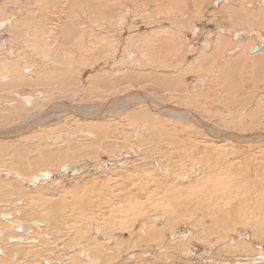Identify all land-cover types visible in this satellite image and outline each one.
Segmentation results:
<instances>
[{
	"label": "rangeland",
	"instance_id": "1",
	"mask_svg": "<svg viewBox=\"0 0 264 264\" xmlns=\"http://www.w3.org/2000/svg\"><path fill=\"white\" fill-rule=\"evenodd\" d=\"M223 1L87 0V3L80 4L78 7V5L72 6L67 0H0V6L1 4L3 5V2H6L1 10H4V13L7 12V16L11 19L10 24L0 29V42H2L0 55L9 56L7 54H9L8 50L10 48L17 52L14 55L18 57L20 64L31 63L34 69L39 71L40 62L43 63V61L37 55L32 54L31 48L25 43L32 37L29 34L32 30H28L29 32L25 34L22 28L17 33L13 26L18 21L21 25L23 24L21 22H28L30 25L31 23L32 25L36 24L42 27L45 36L49 35V39L57 41V33L55 34V32L60 24L67 20V24L71 26L73 31L72 43L75 42V44L72 45L71 50L76 60L74 66L77 69L78 82L80 81L83 84L81 85L82 87L86 86V78L94 70L108 75H118L127 71V65L130 68L132 67L130 70H134L133 66L135 68L149 66L155 70L158 69L157 64H150L142 57V54L150 49L153 52L158 51V45L161 42L169 43L171 40V44H167L168 47H174V49H168L166 46L165 52L167 54L161 69L180 70V79H177V86L164 90L160 84L153 81L139 83L133 88L146 90L145 92H150L151 94L155 92L159 96L166 91L167 93L163 96L169 100V93H171L173 96V99L169 100L171 103H176L175 101H177L178 104L183 105L186 100L191 101L190 110L213 125L219 123L233 131L244 130L250 132L255 130L264 132V115L258 118L245 117L241 121H236L235 117L225 122L221 121L226 114H235L236 110H238V107L234 108L233 102L235 100L238 99L240 103H243L241 105L237 103L239 107L243 106L241 109L243 111L247 107L259 104V102L262 103L261 99H264V80L258 81L255 79V72L261 71V67L258 64L259 60L256 56L251 57L250 55L252 54L246 51L249 43L261 42L260 52L264 53V28L258 24L260 11L264 10V0ZM239 9H244L250 16L246 14L247 16L245 15V20L241 24L233 25L230 15L233 14V10ZM19 19H22V21ZM191 25L199 32L196 31L184 39L185 35H183V32L187 30L186 28L189 31L192 27ZM237 30L244 31L247 39L245 40L246 43L244 42L243 45L241 44L237 48V51L234 50L233 54L227 55L228 50H226L219 55V58L217 57L211 62V65L214 66L209 69H202L201 66L194 65V62L201 60L204 56H209L213 53L215 55L217 35L225 36L228 39L231 38L233 45L237 43L234 40V33ZM28 34L29 36H27ZM20 36L23 37L19 41ZM40 37L43 38L42 35ZM24 38L28 39L23 42ZM178 39H181V41ZM206 40L210 42V46L209 49L202 52L199 46L202 41L205 42ZM128 53H132L130 56L132 60L128 58ZM9 57L11 58V56ZM236 58L240 64L235 68H231L232 74L226 75L228 80H225L224 77V80H220L217 75L220 73L221 65L224 67L225 62ZM207 63L208 61L206 60L204 64ZM124 66H126V70ZM111 67L112 69H110ZM56 69H64V67L60 66ZM238 70L240 71L239 86L234 84V94L228 95L225 86L227 81L233 82L232 76ZM172 80L175 79L172 78ZM37 83L33 80H27L25 84L19 86V89L23 92L31 93L33 90L40 88ZM125 88L128 89L127 84L121 85L119 90L121 89L122 91ZM179 101L182 103H179ZM137 106L138 104L135 105V110L139 109ZM157 116L154 115V118L158 120ZM119 118H121V121L117 123H120L116 129L117 132L127 131L128 129L126 128L130 124L129 121L123 115ZM68 120L66 122L64 118H61L60 125H64V133H72V128L75 130L77 126L74 119ZM260 120H263L262 124H259ZM138 125L141 126L140 123ZM165 127L168 132H171V125L166 124ZM185 127L187 126L177 127L180 140L175 144L173 151H170V155H168V152L162 153L163 156L167 154L165 156L169 157V162L165 159L167 163L162 158V155L159 154L165 148L161 145V151H149L153 154V157H149L147 152L142 151L140 154L136 153L127 164L122 163V165L117 162H103L105 160L104 156H108L105 152L91 157H82V155L87 153L85 149L79 153L80 156L68 160L69 162L78 163L87 160L88 163L84 162L87 165L83 169L84 172L82 170L80 173L71 175L61 169L57 172V169L52 177L54 181L49 179L42 181V185L29 186L31 195L37 196L39 199L33 212L29 213L25 209L24 211L15 209L13 202L5 205L0 200V209H2L0 211V239L3 240L0 244V249L2 250L0 255L4 253L6 257L9 253H17L19 255L16 259L21 261L24 258L23 256L21 258L20 253H24L26 258L22 260L21 264H237L235 259H238L241 264H247L248 258L260 256V261L256 259L253 263L249 261L250 263L248 264H264V144L232 145L231 153L227 155L226 151H224L225 156L228 158L227 166L225 165L226 163L221 165L223 166L222 170L225 171L221 170V173L216 171L212 175L203 163H209L212 160L207 150L211 148L212 150L210 149L209 152L214 157L216 151L213 149L215 147L213 143L220 144L219 142L221 141L211 134L209 136L206 135L207 133L196 125ZM60 130L55 127L52 131H47V134L43 136L42 145L65 144L63 143L64 140H70V144H77L88 140L83 137L86 135L84 133L68 136L67 134L61 135L62 132ZM48 135L50 137L51 135L62 137L51 140L48 139ZM118 138L121 140V137ZM136 141L137 139L133 140L135 144ZM154 144L160 143L155 142ZM77 149L81 150V146ZM225 149L229 150L230 148L225 147ZM57 161L60 162L59 160ZM158 166L169 168L167 174L158 175L156 173ZM183 170L187 174L186 178L181 174L184 172ZM223 172H226V174H223ZM217 175H219V178ZM221 176V180L224 179L225 182L224 180L219 181ZM217 182L219 184L222 182L224 185L222 183L219 185ZM97 184H99V188ZM216 185L217 187H214ZM221 185L226 187L227 191L224 190L225 188H220L222 187ZM105 186L107 190L104 189ZM206 186L207 188H205ZM88 187H91V189L89 190ZM176 188L181 190V195H177L178 193L175 192ZM211 191L214 192L212 193ZM169 192H173L175 199L178 200L177 207L173 208V205L169 204L170 200L174 199L173 196L172 199L169 198L171 196H166ZM214 193L216 197L213 195ZM201 194L202 197L200 196ZM79 196L82 199V205L75 202ZM104 196L109 201L106 204L100 200ZM153 196L156 198H153ZM88 197H91V199ZM135 201L142 203L143 207L137 213V216L131 215L130 218L127 216L129 211L131 212L129 207ZM240 201H243V203ZM240 203L241 205L246 203L249 205L250 212H248V217L250 220H244L236 216L238 214L231 213L233 215H230V220L235 215V221L227 224L228 227H224L226 229L221 231L222 229L220 230L219 225L216 223L218 220H213L212 216L214 215H211L209 211H212L216 206L219 211L222 209L221 211L235 212L241 206ZM127 204L129 206L126 214L123 215V208ZM198 205L200 207H197ZM113 206H116L117 209ZM195 206L198 208L197 210ZM53 208H58L60 212L63 210L64 213H62L65 217L63 224L66 223L62 224L61 228L56 225L58 227V230H55L56 232L53 231L55 226L46 219L44 222L42 218L45 209ZM163 209H168L167 218L166 215L165 219L163 216L158 218L155 214L160 213ZM193 210H195L193 217L181 216L179 219L174 220L173 223L166 222L172 217L171 211H174L173 215H175V211H185L189 214ZM66 211L68 212L66 213ZM89 216L92 217V220L87 221ZM114 216L115 218H113ZM153 216H156L158 221L154 224L157 227L155 231L158 234V239L156 240L145 238V234L148 233L146 226L153 220ZM200 216L204 217V223L202 225L199 224L200 226L194 225L196 226L194 227L193 224L196 223L193 219H199ZM69 218H71L70 221L68 220ZM36 219L40 220L37 224ZM254 222L256 223L255 225L252 224ZM219 223L222 224L221 222ZM142 224L145 225L144 230L141 228ZM97 226L107 228L108 230L105 231V234L110 237L104 240L105 235H100L101 237L95 236L94 232H97V230L94 228ZM140 230H142L141 233H139ZM82 232H84V235H82ZM86 236L96 238V241L99 240V244L104 246L102 251L109 253V256L105 254L100 256L99 254L95 262L87 255L92 259L89 260L84 252H79L78 245L84 246L85 249L90 246L87 244L89 240H87ZM11 237H17L18 240L11 242ZM239 241L246 245L239 243ZM235 244L238 245L236 246ZM244 248L245 250H242ZM143 251L146 252L143 253ZM160 251L162 252L161 254L159 253ZM5 264L8 263L6 262ZM12 264H16V262Z\"/></svg>",
	"mask_w": 264,
	"mask_h": 264
},
{
	"label": "bare ground",
	"instance_id": "2",
	"mask_svg": "<svg viewBox=\"0 0 264 264\" xmlns=\"http://www.w3.org/2000/svg\"><path fill=\"white\" fill-rule=\"evenodd\" d=\"M41 1H43V0H41ZM226 1H228V0H226ZM67 2L70 3L72 6L78 5V7H79L80 4H84L85 2L87 3V0H67ZM5 4H6V2H3V5L1 4V6H0V29L4 28L5 26H7V24H10V22H11V19L7 16V12L4 13V10H1V9H3V6ZM19 6H20V4H19ZM260 12L261 13H260V16L258 17V24L261 25L260 27L264 28V10H262ZM258 13H259V11H258ZM246 14H248V13L244 9L233 10V14L230 15V18L233 22V25L234 24L235 25L241 24V22L243 20H245ZM19 20L22 21V19H19ZM21 23H23V24L21 25L18 21V23L13 26L14 30L18 33L23 28L25 34L27 32H29L30 30H32V32H29V34L32 37L30 36L31 37L30 39L24 38L23 42H25V40L28 39V42H25V43L27 44V46H29L31 48V53L37 55L39 57V59L41 61H43V63L40 62V67H39L40 70L36 71L34 69V66L31 65V63L25 62V63H23V65L20 64L18 57L16 55H14L17 52H15L14 50H12L10 48L8 50L9 54H7V55L11 56V58L9 56L3 55V54L0 55V200L5 205H8L9 203L13 202L15 209H20L23 211L25 209L26 212H29V213L33 212L35 210L36 205H37V200H39V199L37 198V196L31 195V191L29 189V186L42 185V181H44V180L47 181L50 179V180L54 181L52 179V177L56 173L55 171H57V169H58L57 172H59L60 171L59 169H61V170H65L66 172L70 173L71 175L80 173L85 167H87L86 163H88V161L85 160L84 162H86V163H84V162L78 163V162H69L68 160L69 159H75L77 156H80L79 153H81L85 149H86L87 153L82 155V157H91L93 155H97L98 153L105 152L108 156H104L105 160L103 162H112V163L117 162V163L122 165V163L127 164V162L129 160H131L136 153L140 154L142 151L147 152L149 154V157H153V154L149 151L159 152V151H161V146H162L165 148L161 152H159V154L162 155V158L164 160L166 159L168 161L169 157L165 156L167 154H165L163 156L162 153L168 152V155H170L169 154V153H171L170 151H173L175 144L179 142L180 136L177 133V131H178L177 127L178 126L189 127V126L196 125L197 127H200L201 129H203L207 133L206 135L209 136L211 134L215 138H219V141H221V142H219L220 144L213 143L215 146L213 149L216 151L215 156L213 157L211 152H209L211 149L210 148L207 151H208V153H210L212 160L209 163H207V162L203 163L208 168V172L211 173L212 175L214 172L216 173V171H220V173H221V170L223 168V166L221 164L226 163L228 161V158L225 156V153H227V155H228V153H231L232 145H234V144H249V143L250 144L251 143H262V144H264V132H262V131L261 132L255 131V130H253V131L251 130L250 132L244 131V130L233 131V130H230V129L224 127L223 125H221L219 123H217V125H213L211 122L209 123L205 119H202L201 117L195 115L190 110V107L192 105L191 101L186 100L187 103L185 102V104H183V105L178 104L177 101H175L176 103H171V102H169L170 99H173V96L171 93H169L170 94L169 100H167V98L165 96H163L165 93H167L166 91L163 95H160L161 96L160 97L159 95H157L158 93L153 92L154 94L153 93L151 94L150 92H145L146 90L143 91L142 89H139V88H133V87L137 86L139 83L142 84L145 82H153V81H155L157 84H160V86L164 90L172 89V88L177 86V79L178 80L180 79V70L178 68L177 69L179 71L161 69V67L165 63L164 58H166V54H167V52H165L166 46L168 49L169 48L174 49V47H168V44H171V40L169 41V43L167 42L168 44L166 42H161L158 45V51L153 52L150 49L147 52L144 51L145 53L142 54V57L144 59H146L148 62H150V64L151 63L157 64L158 69L155 70L153 68H150L149 66H145L144 68L143 67L142 68H135V66H133L134 70H130V69H132V67L130 68L127 65V71L123 72L122 74H118V75H108L104 72H98V71L94 70V71L90 72V74H88V76L86 78L87 79L86 86L81 87V85H83V84H81L80 81L78 82L77 69L74 66V63L76 60L74 59V56L72 55V50H71L72 45L75 44V42L72 43L73 31L71 29V26H69L67 24V20L62 22L60 24L59 28L55 32V34L57 33V36H56L57 41L49 39L48 37H50V36L47 34H46L47 36H45V33L42 30L41 26H38L34 23H33L34 25H32V23L30 25L28 22H21ZM25 23H27V24H25ZM118 26H120V25H118ZM191 26H192L191 28L189 27L190 28L189 31H188V28H186L187 30L184 32H183V30H185V29L182 30L183 35H185L183 37L184 39L188 35H190V34L192 35L197 31V29L194 28L193 25H191ZM114 28H116V27H114ZM249 31H250V27H249ZM197 32H199V31H197ZM29 34L27 36H29ZM41 35L43 36V38L40 37ZM234 35H235L234 36L235 39L234 38L233 39L236 40L235 42H237L234 45H233V41L230 40L231 38L228 39L225 36L217 35L216 40H215V55L213 53L212 55L204 56L201 60L194 62V65L195 66H201L202 69H209L212 66H214V65H211V62L214 61L215 58H217V57L219 58V55L222 54L223 52H225L226 50H228L227 55L233 54L234 50L237 51V48H239V46L241 44L243 45L244 42L246 43L245 40H247L246 36H245V32L242 30H237L234 33ZM132 36H135V35H132ZM22 37L23 36L19 37V41H20V39H22ZM178 37H179V35H178ZM194 37H196V36H194ZM0 38H1V36H0ZM152 39H154V38H152ZM178 40L181 41V39H178ZM261 40H262V38H261ZM187 41H189V40H187ZM1 43L2 42H0V49H1ZM110 44H111V42H110ZM244 45H246V44H244ZM209 46H210V42H208L206 40L205 42L202 41V43L200 44L199 47L201 48L202 52H205L207 49H209ZM5 47H6V45H5ZM192 47H195V46H192ZM246 51H249V54H252V55H250L251 57L256 56V58L259 60L258 64L261 67V71L255 72V79L258 81L264 80V53L260 52L261 51V42L249 43L248 46L246 47ZM6 53H7V51H6ZM131 55H132V53L131 54L128 53V58L132 60V58L130 57ZM206 60L208 61V63L204 64V62ZM121 62H123V61H121ZM195 63H197V64H195ZM126 64H127V62H126ZM239 64L240 63H239L237 58L236 59H229L227 62H225V65L223 63L224 67H222V65H221L220 73L217 72L218 78L220 80H224V78H225V80H228L226 78V75L227 74L231 75L232 74L231 68H235ZM60 66H63L64 69H56ZM124 67L126 70V66H124ZM110 69H112V67ZM34 74H36V75L33 76ZM169 74H170V76H169ZM232 77H233V82L227 81V84L225 86L228 95L234 94L235 89H234L233 85L234 84L238 85V83L240 81V71L238 70L237 72H235ZM172 78L175 80H172ZM27 80H29V81L33 80L35 82H38L37 86H39L40 88L33 90L31 93L23 92L21 89H19V86H21L22 84H25ZM229 80H231V79H229ZM124 84H127L128 89L125 88V90H122V91H121V89L119 90V87L121 85H124ZM171 86H173V87H171ZM159 94H161V93H159ZM249 96H251V94H249ZM248 99H249V97H248ZM263 100L261 99L262 103L259 102V104L253 105L251 107H247L245 110L241 111L243 106L239 107L237 105V103L238 104L240 103V101H238V99H237L233 102V104H234V108L238 107V110H236L235 114L234 113L226 114L225 116H223V119L221 121L225 122L228 119L233 118V117H235L236 121H241L245 117H251V118L257 117L258 118L260 116H263L264 115ZM180 102L181 101H179V103ZM137 104H138L137 107L139 109L135 110V105H137ZM241 104H243V103H240V105ZM121 115H123V117H125L129 121L130 124L126 128V129H128L127 131H123V132L119 133V132H117L116 129L120 125V123L119 124H117V123L119 121H121V118H119ZM154 115H158L157 116L158 120L156 118H154ZM61 118H64L66 122L69 121L68 119H70V120L74 119L75 120V125H77V126L75 127V130H73V128H72V133H64L65 132L64 131L65 128L63 129L64 125L63 126L60 125ZM139 123L141 126L138 125ZM262 123H263V120H260L259 124H262ZM166 124H169L172 126L171 130H170L171 132L167 131V128L165 127ZM55 127L61 129L60 130L62 132L61 135L67 134L68 136H70V135L76 134V133H80V134L84 133L86 135L83 137L87 138L88 140L83 141V142L80 141L81 143H77V144H70V140H64L63 143H65V144H60V145L45 144V145H42V142L44 141L43 136H45L47 134L46 133L47 131H52L53 129H55ZM187 127H185V128H187ZM263 129H264V125H263ZM117 136L121 137V140H119V138ZM47 137H48V139H51V140L54 139L55 140V139L61 138L62 136L57 137L55 135H51V137H50L48 135ZM136 139H137V141L135 144L133 142V140H136ZM155 142L160 143V144H154ZM80 146H81V150L77 149ZM225 147H229L230 149L227 150L228 148L225 149ZM224 151H226V152L224 153ZM139 154H137V155H139ZM57 160H59L60 162H58ZM166 160H165V162H166ZM177 162H179V161H177ZM173 163H174V161H173ZM181 163H183V162H181ZM179 165L181 166V164H179ZM225 165L227 166V163ZM147 169L149 170V168H147ZM247 169L250 171L249 168H247ZM167 170H169V168H162V167L158 166L156 173L158 175H160V174L164 175V174H167ZM222 171H225V170H222ZM83 172H84V170H83ZM224 173L226 174V172H223V174ZM181 174H182V176L184 175V177L186 178L187 174L185 171L182 172ZM206 174H207V172H206ZM237 175H238V171H237ZM217 176L219 178V175H217ZM223 177L225 178V176H223ZM146 178H147V176H146ZM221 178H222V176L220 177L219 181L224 180V179L221 180ZM217 179H216V181H217ZM209 182H211V181H209ZM224 182H225V180H224ZM228 183L230 184V182H228ZM75 185H77V184H75ZM97 185L99 188L100 187L99 184H97ZM214 187H217V185ZM205 188H207V186ZM218 188H219V186H218ZM220 188H225L224 190L227 191L226 187L222 186ZM90 189H91V187L89 188V190ZM104 189L107 190L106 186ZM176 189L177 190L175 192L178 193L177 195H181L182 194L181 190L179 188H176ZM227 189H228V186H227ZM85 190H86V188H85ZM221 190H223V189H221ZM80 191H82V190H80ZM228 192H229V190H228ZM81 193H80V196H81ZM171 193L169 192L166 196H171V197H169L171 199H172V196L174 197V199L170 200V202H169V204L173 205V208H174V207H177L178 200L175 199V195L173 194V192H171ZM76 194H78V193H76ZM222 194H224V193H222ZM222 194H219V195H222ZM209 195H210V193H209ZM213 195L215 196V193ZM80 196H79L80 199L78 198L75 201L77 204H80L82 202L81 201L82 199ZM91 196H92V194H91ZM200 196L202 197V194ZM85 197H87V196H85ZM227 197H229V196H227ZM153 198H156V197L153 196ZM169 198H167V199L169 200ZM89 199H91V197ZM89 199H88V201H89ZM100 200L102 203H105V204L107 202H109L105 198V196L103 199L100 198ZM156 200L159 201L158 199H156ZM201 201H203V200L201 199ZM240 202L243 203V201H240ZM174 203H176V204L174 205ZM241 203H240V205H241ZM62 204H64V203H62ZM70 204H71V202H70ZM204 204H202V205H204ZM81 205H82V203H81ZM86 206H87V204H86ZM128 206H129V204H127L123 208V210H124L123 215L126 214ZM113 207L115 209H117L116 206H113ZM142 207H143L142 203L135 201V203L131 204V206L129 207V209H131V212L129 211L127 216L130 218H131V215L137 216L138 215L137 213H139L141 211ZM197 207H200V206L198 205ZM197 207H196V210L198 209ZM258 208H260V207H258ZM115 209H110V210H115ZM201 209H202V207H201ZM1 210L2 209H0V211ZM85 210H87V209H85ZM177 210H178V208H177ZM181 210H183V209H181ZM221 210L219 211L218 207L215 206V208L212 211H209V213L211 215H214V216H212L213 217L212 219L218 220V222H216V223L219 225L220 230L222 229L221 231H224L226 229L224 227H228L227 224L233 223L236 219V216H239L244 220L249 219L248 212H250V211H249V205L247 203L245 205L242 204L239 208L236 209L237 211H235V212L221 211ZM71 211H75V210H71ZM62 212H63V210H62ZM62 212H60V210L58 208H53V209H48V210L45 209L43 212L42 218L44 219V222L46 220H48V222L50 224L55 226V229L53 231L58 230V227H60L63 224V219H65V217L63 215L64 212L63 213ZM67 212L68 211H66V213ZM170 213L172 214V217H170L169 220H166L167 223H173L174 220L179 219L181 216L193 217L195 215V210H193L189 214H187L185 211L184 212H176L175 211V215H173L174 211H171ZM231 213H235L238 215H236V216L234 215V218H232L230 220ZM119 214H122V213H119ZM75 215H77V214H75ZM88 215H89V213H88ZM140 215H142V214H140ZM155 215L158 218L163 216L165 219V215H166V218L168 216V209H163L160 213H157ZM117 216H118V214H117ZM119 216H121V215H119ZM156 216L155 217L153 216L152 217L153 220L150 221V223L146 226L148 229V233H146V234L144 233L146 236V237L145 236L144 237L146 239H147V237L154 239V240L158 239L157 231H155V229L157 227L154 225L156 222H158L156 220ZM204 216H206V215H204ZM249 216H250V214H249ZM78 217H79V215H78ZM200 217H202V216H200ZM200 217H199V219H196V218L193 219V220H195L194 222L196 223V224H193V226L199 225V224L202 225V223H204V221H203L204 217H202V218H200ZM113 218H115V216ZM70 219L71 218H69L68 220L70 221ZM76 220H77V218H76ZM90 220H92V217L89 216L87 221H90ZM36 221H37L36 222V224H37L40 220L36 219ZM256 221H258V220H256ZM219 222H221L222 224H220ZM64 224H66V223H64ZM86 224H87V222H86ZM252 224L255 225L256 223L254 222ZM56 225H58V227ZM71 225H73V224H71ZM191 225H192V222H191ZM144 227H145V225L142 224V227H141L142 230H144ZM194 227H196V226H194ZM9 229H11V228H9ZM94 229L97 230V232H94L95 236L105 235V237L103 238L104 240H106L108 237H110V236H107V234H105V231L108 230L107 228H104V227L101 228V227L97 226ZM89 230H88V232H89ZM142 230H140L139 233H141ZM82 235H84V232H82ZM95 239L93 237H91V238H89V236L87 237V240H89L87 244L90 245L89 248L86 247V249H85L84 246L78 245V248H79L78 251L84 252L86 254V256L87 255L90 256L93 259V261L96 260V258L99 254H100V256L104 255V254L109 256V253H105L104 251H102V247L104 248V246L102 244H99V240L96 241ZM179 239H180V237H179ZM16 240H18L17 237H11L10 238L11 242L16 241ZM242 241H243V239H242ZM2 242H3V240L0 239V244ZM101 243H103V242H101ZM239 243L243 244L241 241H239ZM243 245H246V244H243ZM163 246H164V244H163ZM229 248H230V246H229ZM234 248H237V247H234ZM238 249H239V247H238ZM184 250H186V249H184ZM232 250H233V248H232ZM240 250H241V248H240ZM242 250H245V248ZM161 251L159 252L160 254L162 253ZM145 252L143 251V253H145ZM163 252H165V251H163ZM0 253H2L1 249H0ZM242 253H244V252H242ZM20 254H21V258H22V256L24 259L26 258V255L24 253H20ZM18 255L19 254H17V253H15V254L9 253L5 257V255L3 253L2 255H0V264H5L6 262L8 264H12L13 262L14 263L16 262V264H19V263L21 264L22 260H24V259H22L21 261L17 260L16 258L18 257ZM167 255H169V254H167ZM1 257H3V258H1ZM138 257H139V255H138ZM88 259L92 260L89 257H88ZM256 259L260 261L261 256L255 257V258H253V257L248 258L247 262L250 263L249 261H252V263H253V261H255ZM263 260H264V258H263ZM212 262H213V260H212ZM235 262L237 264H239V263L241 264V262H239L238 259H235Z\"/></svg>",
	"mask_w": 264,
	"mask_h": 264
}]
</instances>
